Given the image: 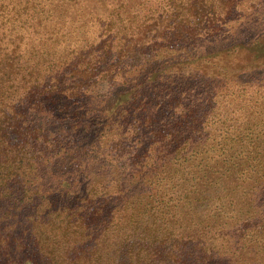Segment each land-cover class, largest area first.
Segmentation results:
<instances>
[{"label":"trees","instance_id":"16d2710c","mask_svg":"<svg viewBox=\"0 0 264 264\" xmlns=\"http://www.w3.org/2000/svg\"><path fill=\"white\" fill-rule=\"evenodd\" d=\"M112 1L0 0V264H264L263 32Z\"/></svg>","mask_w":264,"mask_h":264},{"label":"rangeland","instance_id":"374dc122","mask_svg":"<svg viewBox=\"0 0 264 264\" xmlns=\"http://www.w3.org/2000/svg\"><path fill=\"white\" fill-rule=\"evenodd\" d=\"M109 4L107 7L112 8L115 6L114 1L107 0ZM242 3L240 4V7L238 10L234 12L233 16L224 24V26L221 27L218 33L215 35L206 38L204 41L206 44H233L234 40H242L246 42V40H250V37L252 38L253 35H255L257 32H263L264 35V5L258 4V1H253L251 4L252 10H250V14L246 11V0H241ZM145 4V3H144ZM152 4L155 5L154 0H151L150 3L146 4L143 8L144 11L147 7H150ZM99 6H97L98 8ZM158 11V9H156ZM91 11L87 10V14H89ZM92 22V21H91ZM250 26V30H252L253 33H247L246 28ZM91 30V33H89V36H87L89 39L92 38L97 28H89L87 26V30ZM91 44H95L96 42L93 40H89ZM235 44V43H234ZM108 84L104 82L98 83V89L99 92L105 93L108 91Z\"/></svg>","mask_w":264,"mask_h":264}]
</instances>
